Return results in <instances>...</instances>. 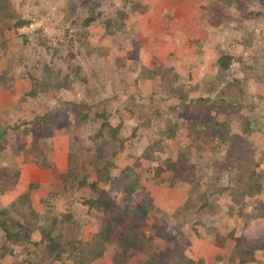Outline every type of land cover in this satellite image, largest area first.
<instances>
[{
	"label": "rangeland",
	"instance_id": "1",
	"mask_svg": "<svg viewBox=\"0 0 264 264\" xmlns=\"http://www.w3.org/2000/svg\"><path fill=\"white\" fill-rule=\"evenodd\" d=\"M245 1H240L239 6H228L226 0H11L15 16L0 23L3 33H0V78L11 85L3 89L0 82V132H7L0 136V208H8L12 216L22 219L23 206L18 203L12 208V204L27 192H36L30 197L35 201L33 207L41 212L43 206L39 201L46 196L45 192L56 193L49 188L50 183H56V173H62V179L68 170V158L76 148L74 136L80 139L82 146L90 147V152L78 154L79 168L87 156L96 154L95 147L92 149L96 142L92 138L100 129V121L79 123L72 114L52 138L45 139L46 130L40 134L39 124L33 122L37 115L52 108L66 111L69 104L66 102L71 101L107 102L110 122L115 127L121 126L120 137L125 140L124 150L115 158L113 176L127 171L133 179L137 173L146 197L151 198L161 211L157 212L159 221L155 227L160 236L147 245L149 253L166 250L162 236L169 228L176 227L182 230L176 242L186 244V253L195 264H202L199 260L205 264H222V260L219 259V263L215 260L218 256H229L235 243L232 238L224 242L228 233L235 231L238 236L245 230H264V219L249 221L246 216L238 217L239 209L232 210L234 202L229 193L211 199L218 205L217 218L212 219L215 225L199 226L200 220H206L208 214L200 208V203L195 202V196V203L186 207L190 185L173 182L170 172L161 175L163 182L157 181L156 176V170L164 167L168 156L176 157L180 148L191 144V128L201 119L188 112L183 113L186 120L182 121L178 115L169 112L178 101L166 91L173 81L168 78L165 84L160 83L163 75L159 72L162 70L170 77L179 75L177 88L189 90L194 99L202 96L214 99L222 92L229 98L240 89L245 92L251 105V116L258 120L261 131L245 142L243 156H240L243 159L237 155L229 156L227 147L216 151L206 148L202 152L192 148L197 166L191 176L194 181L201 180L203 191L216 192L228 185L240 191L255 182L256 179L250 177V171L255 169L263 191L246 198V210L253 212L255 206L264 201V0ZM96 15L97 19L87 25V18ZM19 17L29 20L30 24L17 28ZM109 21L111 26L107 25ZM214 21L218 25L214 26ZM220 52L234 56L230 74L219 72ZM29 73L40 80L49 75L55 80L68 75L72 79L71 89L57 92L52 88L35 100L22 102L32 87ZM58 73L61 74L57 76ZM220 76L223 79L217 83L216 78ZM211 104L205 109L212 107ZM157 109L161 111L160 117L153 113ZM250 113L246 111V114ZM148 114H154V120L161 128L165 127L168 118L188 125L176 139L165 141L168 148L166 152L156 153L159 160L155 162L143 159V153L156 132L140 130L133 135ZM238 127L234 121L233 133H239ZM29 129L41 135V146L47 148L45 154L32 148L38 140ZM19 145L20 152L14 150ZM248 151L249 157L244 155ZM28 154L40 155L46 166L35 169L28 163L32 161H25ZM225 156H228L226 160ZM233 158H237V165H233L230 175L222 167L225 163H233ZM240 162L242 164H238ZM53 165L61 171L52 170L55 177L49 173L43 175L46 167L50 169ZM86 168L95 179L92 165L89 163ZM40 174L41 182L34 181L33 176ZM49 178L50 183L47 182ZM61 179L57 178L60 185ZM31 184L38 188L30 192ZM101 187L110 189L105 183H101ZM61 190L54 200L60 212L67 209L64 195L59 196L64 189ZM74 195L71 208L77 217L81 216L84 240L91 241L102 218L108 216L95 210L87 214L88 206L82 204L83 200L94 196L91 189L85 188ZM148 229L145 228L146 235L143 236H152ZM3 236L0 230V242ZM33 238L41 239L37 234ZM112 250L107 251L108 260L112 258ZM23 257L26 258L25 254ZM3 262L0 259V264ZM12 262L5 260L4 264ZM256 264H264V254L258 255Z\"/></svg>",
	"mask_w": 264,
	"mask_h": 264
},
{
	"label": "trees",
	"instance_id": "2",
	"mask_svg": "<svg viewBox=\"0 0 264 264\" xmlns=\"http://www.w3.org/2000/svg\"><path fill=\"white\" fill-rule=\"evenodd\" d=\"M226 1L228 6H239L240 1L246 2L245 0ZM14 16L11 0H0V23L12 19ZM97 17V15L90 16L87 18L86 24L88 25ZM220 18H223V15ZM214 23V26L218 25L215 21ZM29 24V20L19 17L16 27L21 28ZM107 25L111 26V22L109 21ZM0 33H2L1 29ZM233 61L234 56L227 52H220L217 63L221 75L223 73L230 74L229 71ZM163 70L166 69L163 68ZM60 74L58 73L57 76ZM160 74L163 75L160 82L162 85L165 84V80L168 78L173 81L171 82L173 84L169 85L166 91L178 101L176 105L170 108L169 112L178 115L182 121L186 120V115L183 113L188 112L201 119L193 124L191 128L189 135L192 141L191 144L185 148H180L176 157L168 156L164 162V167L156 170L157 181L163 182L161 175L170 172L173 175V182L180 181L190 185L186 207L189 208L197 201L200 203V208L206 210L208 214L206 220H200L199 226L209 227L215 225L212 219L217 218L218 205L211 199L216 195L220 197L225 193L231 194L234 202L232 210L239 209L238 217L246 216L249 221L264 219V201H260L253 212L246 210V198L253 197L263 191V184L260 182L255 169L250 171V177L256 179L255 182L250 183L244 190L240 191H235L231 185L221 187L216 192L203 191L201 180L194 181L191 176L197 166L191 151L194 147L200 152L206 148L216 151L218 148L227 147L230 153L229 156L237 155L239 159H243L240 156H243L242 150H245V142L248 141L250 136L261 131L258 120L251 116V105L246 100L245 92L240 89L237 94H232L229 98H227L226 93L222 92L214 99L203 96L194 99L191 98L189 90L177 88L176 81L179 80V75L175 74L170 77L167 71L163 72L162 70L159 72ZM29 78L32 87L25 93L22 102L35 100L40 94L52 91V88L57 92L71 89L72 79L68 75L58 77L57 80L49 75L40 80L33 73H29ZM222 79L223 76L217 77V83L221 82ZM0 82H2L3 89H8L11 86L3 78H0ZM174 84L176 85L174 86ZM66 103H69L66 111L62 112L58 110L59 108H52L44 114L37 115L33 120V122L39 124L37 130L39 133L46 130L44 133L46 135L45 139L52 138L55 132L65 124L64 122L68 116L72 114L76 116L79 123L100 121V129L92 138L96 142L92 148L95 147L96 154L93 157L87 156L82 168H79L77 166L78 154L80 152H90V147L85 148V146H82L80 139L74 136V148L76 146L74 151L77 154L75 152L70 154L68 170L61 179L63 180L61 185L59 182L56 186L57 188L54 190L56 193H49L40 199L39 202L43 206L41 212L33 207L35 201L28 192L12 204V208H15L18 203L23 206L25 213L22 219H20L21 217L12 216L8 208H0V230L4 233L0 242L1 261L12 260L11 264H67L69 262H72V264H96L97 262H99L98 264H195V260L186 253V244L176 242L178 235L182 233V230L176 227L169 228L162 236V238L164 237L166 250H161L158 253L147 251V245L155 239L154 237L160 236L155 227L157 226L156 222L159 221L157 212L161 211L154 205L151 198L146 197L145 189L141 187L137 173H135L133 179L127 174V171H123L118 176H113V168L116 166L115 158L124 150L125 140L120 137L121 126L115 127L110 122L111 111L107 102L88 104L84 101H71ZM209 104L212 107L205 109V106ZM246 111L250 114H246ZM132 112L135 114L134 109H132ZM153 113L158 117L161 115L160 109L155 110ZM154 114L146 115L144 121H140L133 133L135 136L140 130L156 132L154 137L151 136L149 139L150 143L143 153V159L151 162L159 160V156H156L157 152H166L168 144H165V141L176 139L180 131L188 126L181 122H173L172 119L168 118L165 127L161 128L157 126ZM234 121L237 122L238 128H240L239 133H233L232 125ZM28 131L33 134L35 140H38V143L36 141L32 148L44 154V149L47 150V148L41 146L43 139L40 134L42 133L35 134L33 129ZM1 133L4 132H0V136ZM20 149L19 145L14 150L20 152ZM244 155L249 157V151ZM29 156L30 154L25 156V161L37 160L40 166H46L44 160L41 161L40 155H36L37 158L34 157L33 160ZM227 157L225 156L224 159L226 160ZM235 159L237 158H233V163L223 164L222 168L227 173L233 171L234 164L237 165ZM89 163L96 173L95 179H92L86 168ZM238 164H242V162ZM255 167H259V164H255ZM80 169H82L81 172ZM229 174L231 175V173ZM101 183L109 184L110 189L102 188ZM33 188L36 189L38 186L31 184L30 192ZM85 188L91 189L94 194V196L83 200L84 204L82 205L88 206L87 214H90L91 210H95L105 214L106 217L108 216L106 219L102 218L101 225L94 232L91 241L84 240L83 226L80 221L81 216L77 217L71 208L75 201L73 200L74 193ZM61 189L64 190L63 193H59V196L64 195L63 198L67 200V209L60 212L57 210V202L54 203V200H57L55 199L56 194L58 191H62ZM139 195L143 198H138ZM194 196L195 202L193 200ZM146 227L149 228L148 230L152 235H148V238L143 236L146 235ZM35 234H38L41 238L38 239L39 241L34 240ZM228 238H232L235 242L234 248L226 258L218 256L215 260L217 263L220 259L223 262L222 264H256L258 255L260 253L264 254L263 229L254 232L245 230L238 236L235 235V231H232L227 234L224 242ZM171 243L172 245H170ZM219 245L222 246V243ZM110 249H113V255L108 260L106 254ZM173 249L177 251L175 252ZM24 254L26 258L23 257ZM199 261L205 264L204 261Z\"/></svg>",
	"mask_w": 264,
	"mask_h": 264
},
{
	"label": "crops",
	"instance_id": "3",
	"mask_svg": "<svg viewBox=\"0 0 264 264\" xmlns=\"http://www.w3.org/2000/svg\"><path fill=\"white\" fill-rule=\"evenodd\" d=\"M44 154H45V153H44ZM34 157L37 158L36 155H30V156H29V158L32 159V160L34 159ZM68 159H69V158H68ZM28 163H29L31 166L35 167V169L38 168V166L40 167V164H38V161H37V160L32 161V163H30V162H28ZM47 168H48V167H46L45 171H43V175H45L46 173H49L51 177H55V176L52 175V173H53L52 170H54V169H58V170H59V168H58L57 165L50 166V167H49L50 169H47ZM59 171H61V170H59ZM61 174H62V173H56V183H50V178H49L48 180L46 179L47 182L50 183V187H49V185H48V187L50 188L51 191L56 190V188H57L56 186H58V184H59L58 181H57V178L60 180V179H61V176H62ZM40 176H42V175H41V174H40V175H34V176H33V178H35L34 181H37V180H38V181L41 182V179H42V178H40ZM50 176H49V177H50ZM29 188H30V187H29ZM32 193L35 194L36 192H31V194H32ZM45 193H46V194H44V195L49 194V192H45ZM31 194H30V195H31ZM37 235H38V234H37Z\"/></svg>",
	"mask_w": 264,
	"mask_h": 264
}]
</instances>
